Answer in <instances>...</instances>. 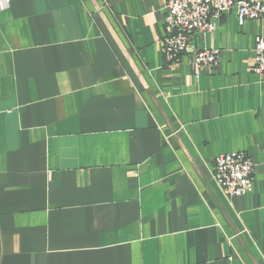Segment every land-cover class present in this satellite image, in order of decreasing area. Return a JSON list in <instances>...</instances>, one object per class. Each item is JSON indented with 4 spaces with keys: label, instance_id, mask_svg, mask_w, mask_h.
I'll return each mask as SVG.
<instances>
[{
    "label": "crops",
    "instance_id": "obj_1",
    "mask_svg": "<svg viewBox=\"0 0 264 264\" xmlns=\"http://www.w3.org/2000/svg\"><path fill=\"white\" fill-rule=\"evenodd\" d=\"M166 2L0 0V264H264V20L222 14L197 71L163 57Z\"/></svg>",
    "mask_w": 264,
    "mask_h": 264
},
{
    "label": "built area",
    "instance_id": "obj_2",
    "mask_svg": "<svg viewBox=\"0 0 264 264\" xmlns=\"http://www.w3.org/2000/svg\"><path fill=\"white\" fill-rule=\"evenodd\" d=\"M236 8L239 25L250 20H264V2L260 0H167L164 38L161 51L168 63L182 55L192 59L197 71L213 67L219 57L218 49H197L195 39L214 35L216 20ZM250 66L264 80V39L258 37ZM197 78V77H196ZM254 166L243 152L221 154L213 160V180L228 197L252 192Z\"/></svg>",
    "mask_w": 264,
    "mask_h": 264
}]
</instances>
